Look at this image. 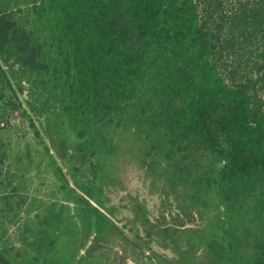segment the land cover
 Instances as JSON below:
<instances>
[{
	"label": "trees",
	"instance_id": "1",
	"mask_svg": "<svg viewBox=\"0 0 264 264\" xmlns=\"http://www.w3.org/2000/svg\"><path fill=\"white\" fill-rule=\"evenodd\" d=\"M0 55L83 191L0 63V264H85L71 238L81 204L90 226L124 232L89 200L101 205L110 176L109 127L207 186L259 190L264 0H0Z\"/></svg>",
	"mask_w": 264,
	"mask_h": 264
},
{
	"label": "rangeland",
	"instance_id": "2",
	"mask_svg": "<svg viewBox=\"0 0 264 264\" xmlns=\"http://www.w3.org/2000/svg\"><path fill=\"white\" fill-rule=\"evenodd\" d=\"M11 122H17L14 115ZM104 133L112 138L110 176L102 180L105 194L99 201L124 232L108 223L90 226L84 215L94 209L81 204L84 215L71 236L80 262L247 264L264 249V177L256 194L245 181L219 191L180 172L172 156L162 164L159 149L135 129L116 126Z\"/></svg>",
	"mask_w": 264,
	"mask_h": 264
},
{
	"label": "water",
	"instance_id": "3",
	"mask_svg": "<svg viewBox=\"0 0 264 264\" xmlns=\"http://www.w3.org/2000/svg\"><path fill=\"white\" fill-rule=\"evenodd\" d=\"M0 63L2 65V67L4 68V70L6 71L7 76L9 77L13 87L16 89L18 96L23 104V106L27 109V111L31 114L34 122L36 123L41 135L43 136L44 140L46 141L47 145L49 146L51 152L54 154V156L56 157L57 161L59 162V164L61 165L63 171L65 172L70 184L75 187L79 192L83 193V191L76 186V184L74 183L73 178L71 177L70 173L68 172L67 167L64 165L63 161L61 160L60 156L58 155L55 147L53 146V144L51 143V140L49 139V137L47 136L45 130L43 129V127L41 126L39 120L37 119V117L35 116V114L33 113L32 109L30 108L23 92L18 88V85L15 81V79L13 78L12 74L10 73L7 65L5 64V62L3 61L1 55H0ZM89 200L95 205L97 206L102 212H104L105 214H107L112 220H114L117 224H119L120 226H122L121 222H119L113 215H111L104 207H102L99 203H97L94 199L89 198Z\"/></svg>",
	"mask_w": 264,
	"mask_h": 264
},
{
	"label": "flooded vegetation",
	"instance_id": "4",
	"mask_svg": "<svg viewBox=\"0 0 264 264\" xmlns=\"http://www.w3.org/2000/svg\"><path fill=\"white\" fill-rule=\"evenodd\" d=\"M72 186V185H71ZM119 225V224H118ZM124 228V227H123Z\"/></svg>",
	"mask_w": 264,
	"mask_h": 264
}]
</instances>
